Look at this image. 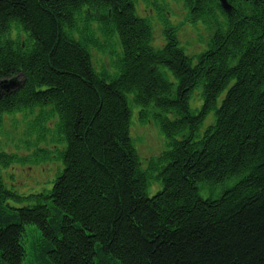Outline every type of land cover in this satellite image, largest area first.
I'll list each match as a JSON object with an SVG mask.
<instances>
[{
	"label": "trees",
	"instance_id": "16d2710c",
	"mask_svg": "<svg viewBox=\"0 0 264 264\" xmlns=\"http://www.w3.org/2000/svg\"><path fill=\"white\" fill-rule=\"evenodd\" d=\"M185 1L196 17L217 0ZM227 1L231 13L192 66L172 28L163 29L162 48L149 47V22L133 0H0V77L24 75L0 93V125L3 113L48 106L44 115L56 113L65 143L63 173L48 192L24 197L35 200L31 207H11L16 196L0 177V264L21 263L23 224L42 233L38 264H264V0ZM12 28L27 33L22 49L19 37L6 40ZM98 33L116 35L122 50L109 82L87 51ZM200 84L193 113L187 97ZM127 93L140 118L153 103L148 110L166 137L167 149L145 171L128 136ZM16 159L1 152L0 166ZM241 174L215 201L198 193L202 182ZM153 176L164 187L148 199Z\"/></svg>",
	"mask_w": 264,
	"mask_h": 264
},
{
	"label": "rangeland",
	"instance_id": "374dc122",
	"mask_svg": "<svg viewBox=\"0 0 264 264\" xmlns=\"http://www.w3.org/2000/svg\"><path fill=\"white\" fill-rule=\"evenodd\" d=\"M225 1L229 3L227 0ZM183 2L186 3L185 0H133V8L134 13L142 17L147 14L150 15L149 17L152 19V21H150V28L152 30L153 44L151 41L150 42L155 49L161 48L165 43L160 16L165 18L169 16L173 22L176 21L184 26L186 28V34H184L181 29L179 30V32L181 31V33H183L179 37L181 39H179V48L184 55H188V57L191 58L190 61L193 66L197 61V57L210 48L209 43L218 30V23L221 24V27L224 26V14L229 15L232 11V6L229 11H226L222 7L221 0H217L216 8L212 6V12L207 10L205 13L202 12L199 16L193 17L192 13L191 15L189 14L190 11L184 6ZM116 7L117 4L114 3L113 8ZM108 11L110 13L111 10L109 9ZM91 24L92 27L96 26V21H92ZM95 29L97 33V28ZM16 31L12 28L5 37L7 38L8 35L14 38H16V36L19 37L20 44L24 47L28 41L27 34L23 31ZM78 33L79 32L75 30L73 36L81 40V33H79V35ZM175 33H177L176 30ZM22 38L24 39L22 40ZM93 41L95 42L94 45L101 44L103 51L92 49L87 46V51L90 53L92 60L91 64L94 65L93 68L96 72L106 74L102 75V77L106 82H109L111 78L120 73L119 61L123 56L119 39L116 35L103 38L98 34ZM109 50H111V52H109ZM162 70L167 72L168 79L173 83L172 88L175 91L177 88V80L168 69L162 68ZM8 79H13L16 82L10 89L12 90L21 85L24 81V75L18 73L10 77L8 76ZM201 93L202 86L200 84L193 88L187 97V105L189 110H192L193 113L197 112L201 107L203 102ZM224 93L225 91L221 92L217 98L216 106L220 104ZM126 97L130 101V104H128L130 110L128 132L132 140V146L135 148V153H137V167L145 171L148 169L151 163L150 161L156 159L163 150L167 149L166 139L160 129V125L152 117L153 114H151L152 112L150 110L152 107L148 110V107L153 106V103L145 107L148 116L140 118L142 107L136 103H132V93H127ZM48 109V106H41L33 108V110H20L7 114L2 118L0 125V150L15 155L17 159L6 166H0V177L4 187L10 191L12 195L16 196V199L9 198L7 202L11 207L17 210L26 206L31 207L32 204H35V200L29 199L28 201L24 197L45 192L46 189H49L51 185L54 184L55 180L63 173L65 168L59 160L61 159L60 152L62 150L58 151L56 154H49L51 150H55L58 146L59 148L64 147L65 143L56 133V123L58 122L56 113L52 116L47 115L48 117H45L46 115H44V113L47 112ZM24 114H26V116H24ZM37 115H41L39 116L41 120L40 124L37 125L36 129L33 128L28 130L26 122L30 119L34 121ZM167 116L170 117L169 115ZM214 117L215 114L212 110L202 122L201 130L209 123H212ZM36 133H41L45 141H36ZM21 139H26L27 144L21 143ZM48 155H50V157H48ZM241 177L242 174L225 177L220 184L218 183L214 186L209 182H202L198 187V193L204 199L211 198V201H215L219 195V190V192L223 193L229 188L234 187L236 183L240 181L239 179L243 178ZM151 179H147L146 183ZM147 186L146 192L148 196H151L161 188V183L157 180H151ZM22 229L23 235L21 236V242L23 243L25 251L23 258L20 260L21 264H38V261H40L39 259H42V257L41 253L37 251L36 244L42 238V233L34 224H23Z\"/></svg>",
	"mask_w": 264,
	"mask_h": 264
},
{
	"label": "bare ground",
	"instance_id": "6f19581e",
	"mask_svg": "<svg viewBox=\"0 0 264 264\" xmlns=\"http://www.w3.org/2000/svg\"><path fill=\"white\" fill-rule=\"evenodd\" d=\"M183 4H184V6L187 8V9H189V14L191 15V13H192V10H191V8H190V6L189 5H187V3H185V2H183ZM230 4V3H229ZM230 6H232L231 4H230ZM86 11H89V7H86ZM137 14V13H136ZM137 16L138 17H140V18H143L144 20H147L148 22H149V25H151L150 24V21H152V19L149 17L150 15H145L144 17H142L141 15H138L137 14ZM192 18V17H191ZM160 19H161V26H163V29L165 28V27H168V28H172L173 30H174V32H175V30H176V32L177 33H175L176 34V40H177V42H178V45L180 46V41H179V37L184 33V34H186V28L184 27V26H182L180 23H178V22H176V21H172L171 20V17H163V16H160ZM171 21V22H170ZM79 27H81L82 28V26L84 27V19H82V18H79ZM151 29V28H150ZM163 29H162V31H163ZM182 30L183 31V33H181V31L179 32V30ZM215 30V29H214ZM15 31H16V29H15ZM90 31V30H89ZM74 32V31H73ZM25 33V32H24ZM23 33V34H24ZM25 34H27V33H25ZM77 34V33H76ZM99 34V33H98ZM97 34V35H98ZM78 35H79V33H78ZM179 35V36H178ZM163 36H164V33H163ZM183 36H186V35H183ZM182 36V37H183ZM24 38H22V40H23ZM6 40L8 41V43L10 42V43H16L17 41H16V38H14V37H12L11 35H8V37L6 38ZM181 40V39H180ZM150 41L152 42V30H151V37H150ZM89 42H91V41H89ZM89 42H87V43H89ZM151 42L148 44L149 45V47H151V48H153V49H155L154 47H153V42H152V44H151ZM88 46L90 47V48H92V49H97V50H100V51H103V47H102V45L101 44H98V45H91V44H88ZM20 47H21V49H22V45L20 44ZM163 46H161V48H162ZM159 49V48H158ZM109 52H111V50H109ZM89 55H90V53H89ZM89 59L91 60V56L89 57ZM91 62H92V60H91ZM93 65V64H92ZM94 66V65H93ZM10 77V76H9ZM17 77V76H16ZM18 78V77H17ZM4 79H6V80H9L8 79V77H0V80H4ZM19 79V78H18ZM12 87H10L9 89L8 88H3L2 87V85L0 84V93H2V92H8V91H10V89H11ZM6 89H8V90H6ZM202 94V93H201ZM203 97V96H202ZM203 99V98H202ZM130 101L128 100V98H127V104H130L129 103ZM132 103H134V102H132ZM33 108H37L36 106L35 107H33ZM33 110V109H32ZM192 111V110H191ZM193 112V111H192ZM5 115H7V113H3L2 115H1V117L3 118ZM24 116H26V114H24ZM39 116H41V115H37L36 117H35V120L34 121H32L31 119L29 120V121H27L26 123V126H27V129L28 130H30V129H33V128H37V125H39L40 124V118H39ZM202 130H200V132H201ZM164 134V133H163ZM36 135H37V139H36V141L38 140V142H40V141H45L44 139H43V137H42V134L41 133H36ZM128 136H129V138H131L130 137V134H128ZM165 136V135H164ZM179 136H181L180 134L178 135V137ZM165 139H166V137H165ZM132 141V140H131ZM20 142L21 143H23V144H27V141H26V139H21L20 140ZM56 146V145H55ZM58 148H59V146H58ZM57 147L55 148V150H51V152H49V154H51L52 155V153L53 154H56L58 151H61V150H63L65 147H60L59 149H58ZM134 150H135V148H133ZM5 153V151H3V150H0V153ZM137 154V153H136ZM48 157H50V155H48ZM50 159V158H49ZM48 160V159H47ZM60 160V162L62 163V165L64 164L63 163V161H62V159H59ZM151 180H157V181H160V183H161V188L159 189V190H157L154 194H152L151 196H148V194H147V192H146V190H147V185H148V183L151 181ZM149 182H147L146 183V185H144V190H143V194L146 196V198H152V197H154L155 195H157V193H159L161 190H163V183H162V180L161 179H159V178H157L156 176H153V178L151 179ZM211 183V182H210ZM217 183H211V185L212 186H214V185H216ZM52 188V185H51V187L49 188V189H46V191L45 192H48L50 189ZM220 191V190H219ZM218 191V194L219 195H221V192H219ZM25 251V250H24ZM23 258V257H22ZM19 264H21L20 262H19Z\"/></svg>",
	"mask_w": 264,
	"mask_h": 264
},
{
	"label": "water",
	"instance_id": "95a60500",
	"mask_svg": "<svg viewBox=\"0 0 264 264\" xmlns=\"http://www.w3.org/2000/svg\"><path fill=\"white\" fill-rule=\"evenodd\" d=\"M221 3H222V7L224 10L226 11L230 10L231 6L229 3H227L225 0H221ZM0 84L2 85L3 88L9 89L10 87H13L16 84V82L13 79H10V80L4 79V80H0Z\"/></svg>",
	"mask_w": 264,
	"mask_h": 264
}]
</instances>
